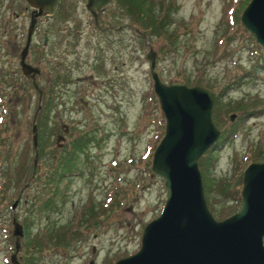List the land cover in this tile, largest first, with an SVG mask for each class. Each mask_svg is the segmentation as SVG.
<instances>
[{"label": "rangeland", "instance_id": "rangeland-1", "mask_svg": "<svg viewBox=\"0 0 264 264\" xmlns=\"http://www.w3.org/2000/svg\"><path fill=\"white\" fill-rule=\"evenodd\" d=\"M247 1L139 0L165 12L169 43L164 32L142 35L116 0L96 18L85 0H56L50 15L36 17L25 57L39 69V95L18 64L30 7L25 0H0V264H11L12 214L22 224L19 243L28 252L36 247L30 264H111L138 248L143 225L165 198L163 178L149 168L164 130L149 50L162 81L200 79L223 91L212 120L220 130H234L211 150L205 190L220 213L238 208V175L248 162L264 159V47L240 24ZM45 91L51 106L34 148L31 123ZM81 137L84 146L64 165L51 205L43 206L50 193L43 177L59 164L50 155L60 156ZM33 168L34 179L27 180Z\"/></svg>", "mask_w": 264, "mask_h": 264}, {"label": "water", "instance_id": "water-1", "mask_svg": "<svg viewBox=\"0 0 264 264\" xmlns=\"http://www.w3.org/2000/svg\"><path fill=\"white\" fill-rule=\"evenodd\" d=\"M25 2L30 12L18 64L41 95L34 80L39 69L26 62L25 55L36 17L50 15L56 0ZM108 2L85 0L84 7L96 18V12ZM239 21L253 34L256 44L264 47V0H248L240 11ZM45 41L43 33L42 42ZM153 54L149 50L145 57L149 60L152 89L163 114L164 130L151 153L149 168L150 174L163 178L165 198L159 213L143 225L138 248L111 264H264V159L250 161L243 168L238 208L222 218L214 217L204 197L197 159L219 135L211 117L215 91L204 84L162 81L154 68ZM39 107L38 103L31 123L34 148ZM232 118L233 113L229 114V119ZM59 139L61 134L56 135V140ZM18 198L19 193L12 200L11 209ZM11 224L14 241L9 260L11 264H19L16 252L22 224L14 214Z\"/></svg>", "mask_w": 264, "mask_h": 264}, {"label": "trees", "instance_id": "trees-1", "mask_svg": "<svg viewBox=\"0 0 264 264\" xmlns=\"http://www.w3.org/2000/svg\"><path fill=\"white\" fill-rule=\"evenodd\" d=\"M116 1L120 4L121 7H123L124 11H126L127 14H129L130 16L135 18V20L137 21L140 33L142 35H144L146 33V31H148L152 34L153 33L156 34L157 32H158L157 34H163V32L165 31L164 24L168 22L166 19L167 15L165 14V12L158 13V11L156 14L154 9H153L154 6L152 5V3L150 4L149 2L148 3L145 2V4L141 5V2H139V0H116ZM161 27H163V28L161 29ZM164 34L166 36V39H168L169 43H170L172 40V36H171L170 31L168 33L164 32ZM184 82L187 84L203 83L200 79H197L195 81H190L188 78L184 79ZM204 84L207 86H210V83L208 81H205ZM42 91H43V89H42ZM222 92H223L222 90L216 92L214 105H217L219 103V97L221 96ZM50 106H51V95L49 93L47 94L45 91L43 93V96H42V99L40 102V107L37 111L36 118H35V124H36V129H37L38 135H40V133L42 134V132L44 133V128H45L44 126L46 124L45 118L48 115V111L50 110ZM242 106L243 105H240V107H242ZM214 109L215 108H213V114H215ZM241 110H245V107ZM213 119L215 120V116H213ZM233 130H234L233 125H231L228 129L222 128L219 132V136H218L217 140L215 141V143L212 146L208 147L197 160L198 168H199V171L201 174V180H202V184H203V191H204L205 200H206L207 206H208L209 210L211 211L212 215L216 218H222V217L228 215L229 213H231L237 209V208H235L233 210H230L226 214L220 213L221 211H219V209H217V208H214V206L211 204L209 196L207 195V192L205 190V188H206V177H209L208 163H210L213 160L212 157L210 158L211 150L223 142V139L226 137V133L224 134V132L229 133V132H232ZM86 137H84V138L81 137V138L77 139L75 142L71 141L69 148L63 149L60 156H56L55 154L50 155V158L59 162V164L57 166H53L51 168L48 167L47 173L43 177V184L42 185L46 188L47 192L50 191V193L46 195V197L43 201V203H44V204H42L43 206L51 205L53 194H55V191L57 190L56 185L58 183V180L63 175L66 174L65 173L66 168L64 167V165H66V163L70 162L71 155L75 149H81L84 146V144L86 142ZM41 151H42V148L38 145L36 148V151H35L37 153V156L41 155ZM73 159H74V156L71 159V161ZM34 176H35V169L33 168V170H31L29 172L27 180L28 179L29 180L34 179ZM238 178H240V181H241V173L238 175ZM54 185H55V188H54ZM41 241L42 240L40 239L39 241H36L35 243L39 244L37 242H41ZM50 241H52L51 237L49 239L42 241V242L48 243ZM20 264H22V263H20ZM23 264H30V262L29 261H27V263L23 262Z\"/></svg>", "mask_w": 264, "mask_h": 264}, {"label": "flooded vegetation", "instance_id": "flooded-vegetation-1", "mask_svg": "<svg viewBox=\"0 0 264 264\" xmlns=\"http://www.w3.org/2000/svg\"><path fill=\"white\" fill-rule=\"evenodd\" d=\"M108 4V3H107ZM107 4H105L104 6H103V8L101 9V10H99V11H97V12H100V11H102L104 8H105V6L107 5ZM97 12H96V14H97ZM30 43V42H29ZM43 43V42H42ZM29 45V44H28ZM27 51H28V49H27ZM40 53H41V51H40ZM25 57H26V55H25ZM39 59H41L40 58V54H39ZM25 61L27 62V59H25ZM29 77V76H28ZM85 101H83V103H84ZM27 228V227H26ZM25 235V234H24ZM23 240H25V239H23ZM42 241H44V240H42ZM37 242V243H39V244H35V245H37L38 247H40V245H46V244H48V243H50V242H48V243H44V242ZM25 244L26 243H19V247H18V250H17V259H18V262H19V264L20 263H22L23 264V262L24 263H27V261H29V262H31L32 263V255L35 253V251H32V249L35 247L34 245H30V250L31 251H29L28 252V250L26 251L25 249ZM36 248V247H35ZM44 249V248H43ZM30 253H32V254H30ZM33 262H34V260H33Z\"/></svg>", "mask_w": 264, "mask_h": 264}]
</instances>
